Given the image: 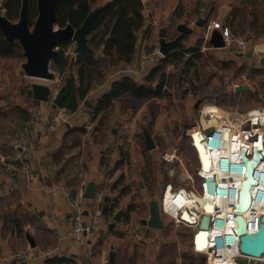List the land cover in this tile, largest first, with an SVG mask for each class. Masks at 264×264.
<instances>
[{
  "label": "rangeland",
  "instance_id": "1",
  "mask_svg": "<svg viewBox=\"0 0 264 264\" xmlns=\"http://www.w3.org/2000/svg\"><path fill=\"white\" fill-rule=\"evenodd\" d=\"M142 1L145 17L144 27L146 28L145 31H148L147 35L145 36V31L138 34L137 51L128 64L124 62H119L117 65L110 64L107 59L101 56V49L94 48L97 64L90 70L88 69L87 72L89 87L85 102L94 106L100 96L108 90L111 83L122 76L127 75L138 83L144 82L146 74L155 67L161 57L157 53L158 32L160 29L166 31L171 22L174 21L171 16L176 7L184 9L185 17L179 21H174L175 26L173 30H168L166 40H173L177 37L178 33L175 32V27L179 24L187 25L193 32L187 40H183V43L193 44L198 39L203 38V53L212 50L215 60L233 61V70L240 66L245 67V73L239 82L240 85L230 83V88L227 86L228 89H225V93L228 101H225V106L207 102L210 97L214 99L218 94L215 93L220 90L208 94L209 97L202 101L205 94L194 98L189 96L181 98V93L177 88H173L172 103L167 99L161 100L155 97L133 98L130 95H123L114 101L109 110L95 120L92 118L93 109L82 102L75 113L65 114L62 123L77 129V131L73 130L75 132H73L71 141H74V146L76 148L78 146L79 150H76L77 153L74 150L73 153L76 155L68 159V162L71 163L69 169L73 165L75 166L74 169L91 168L92 173H94L93 179L98 184L96 187L97 195L95 194L94 200H98L99 203L102 202L103 196H108L110 201H113L117 195H120L118 202L123 212L121 221L115 223H122L121 229L118 232V237H114L113 243L107 245V249L111 247L114 252L117 251V261L114 257L116 264H205L204 257L196 254L193 250L192 234L196 231L195 228L186 225L176 226L172 221L161 217L164 223L163 229L153 230L143 226L139 221L148 218V203L152 200L159 203L167 184H170L174 190L181 186L186 187L189 181L180 179V177H186V174L192 175L194 188L200 191L198 187L200 179L194 175V171L198 168L196 153L191 145V139H188L187 135H183L186 132L185 127L192 125L196 119V110L193 109L196 100L201 99V104L215 105L230 113L232 118L244 115L252 109L260 108L264 106V103L253 99L252 94L258 86V81L264 79V75H258L255 79H247L245 76L248 72L252 74L254 69L263 67H260L257 58L250 57L245 61L239 59L232 48L213 49L212 47H205L208 40H205L203 31L206 27L199 28L195 25L199 19L203 23L207 21L208 24L211 22L224 24L225 18L235 7L239 6L241 0ZM28 4L30 5L29 0ZM197 9L199 15L196 16L194 13ZM246 10L249 11L246 12L248 22L254 20L264 25V1L258 6L247 7ZM232 37L245 39L251 47L256 48L258 56L261 51H264V28L258 36L251 32V28L247 27L244 34L232 35ZM150 50L152 51L150 52ZM24 62L23 57L17 59L0 58V116L4 112L10 114L16 107H20L30 112L31 123L36 128L39 127L40 131L49 134V136H55L59 130H50L47 126L49 124L48 118L45 120V117H49L50 114L55 115L58 112V109H53L51 105L52 100L62 88L61 80L57 78L55 73V80L52 82L28 78L21 69ZM176 69L168 68V71L178 75L180 67ZM217 74L219 77L221 74L226 76L225 83H228V79L231 78L230 68L229 70L220 69L219 72L217 70ZM237 80L231 79V82L234 83ZM33 83L49 87L50 96L47 103L35 101L32 94H28L31 93ZM241 85L246 86L252 94H248L249 96L242 94L234 96V98L233 94H230L234 91L232 87L234 86V89ZM208 86L209 89H214L218 87V82L213 79ZM178 114H182L183 119L179 121L181 125L183 124V129L181 130L182 134L176 136L175 134L172 135V127L175 119L180 117ZM37 122L42 124L38 126ZM1 125L5 129H11L12 134L9 140L12 143L17 135L27 137L29 150L32 146V139L20 126L11 127L9 121H3ZM144 128L148 130L155 144V148L151 151L144 149L142 135ZM60 130L62 134L64 127H61ZM124 153L128 156L127 163H125ZM11 166L13 167V165ZM79 169L77 171L82 173L83 171ZM20 170L21 166L9 168V170L0 169L8 177L6 178L7 181H0V235L2 240H7L8 244H11L13 240V229L16 228L15 220H19L23 224L35 223L28 216L29 205L27 203L22 205L19 202L22 198L21 189L19 187L14 188V185L18 184L19 181L25 182L26 180ZM170 171H173L172 175H170ZM152 180L154 182L151 186ZM128 207H135L136 209L129 213L131 222L129 221L125 225L123 213L124 209L126 210ZM24 211L27 214H24ZM112 223L114 222L112 221ZM18 239L20 242L16 244V247L24 249L27 241H25L23 233L18 235ZM16 247L14 246L11 250V260L26 259L20 255L22 251H16ZM27 250L32 252L31 250L34 249L29 248ZM2 257L0 244V264H7V261L3 260Z\"/></svg>",
  "mask_w": 264,
  "mask_h": 264
},
{
  "label": "trees",
  "instance_id": "2",
  "mask_svg": "<svg viewBox=\"0 0 264 264\" xmlns=\"http://www.w3.org/2000/svg\"><path fill=\"white\" fill-rule=\"evenodd\" d=\"M29 1L28 21L29 25L32 26L37 16V11L35 0ZM101 1L102 0H62L56 12L55 26L62 28L70 24L73 28H78L92 9L97 6H102L88 33L89 46L93 51L94 48H100L101 56L107 59L110 64L117 65L119 62L128 64L132 61L137 51V46L139 44L138 34L146 30L144 27L145 17L143 15V2L142 0H104L100 3ZM263 1L264 0H241L239 6L235 7L225 18V23L222 24V26L227 27L233 36L244 34L247 27L251 28V32L257 34V36L260 35L264 25L254 20L248 22L246 20V12L249 11H247L246 8L258 6L263 3ZM1 4L4 9L3 14L6 18L11 22H16L19 17L21 0H2ZM194 14L196 16L199 15V10L197 9ZM184 17V9H178L176 7L175 10H173L171 16L172 20L179 21ZM174 21L169 25L166 34L169 29L173 30L175 26ZM204 24V27H206L208 25L207 21H205ZM175 32L178 33L177 31ZM144 33H146V36L148 31ZM189 36L190 35H182V42L183 40H187ZM202 45L203 38L198 39L193 44L183 43L181 48L169 52L165 57H160L155 67L150 69L144 77L143 83H138L127 75L114 80L108 90L95 102L92 110V118L94 120L97 119L113 106L116 99L123 95H130L133 98L155 97L161 100L167 99L172 103L173 88H177L181 93V98H186L187 96L194 98L205 94L202 101L206 100V97H209L208 94L220 90L215 93L218 94L214 99L210 97L208 98L209 100L207 99V102H214L216 105L225 106V101H228L225 89H228V87L230 88L231 84L240 85L239 82H241V78L245 73V67L240 66L233 70V61L215 60L214 53L211 52L212 50L208 53H203ZM205 45V47H211L207 41ZM56 49L57 57L50 63V69L57 75V78L61 80L62 84L61 89L63 90V97L59 108L64 109L68 113H75L80 103L83 102L85 104L89 87L87 72L90 68L96 66L97 56L96 54L91 56L84 51H76L75 44L71 40L61 41ZM151 51L152 50H150V52ZM22 57L24 58L18 42L16 40L6 41L0 33V58L17 59ZM179 67L180 70H178V75L168 71V68L179 69ZM229 68L231 71V78L228 79V83H225L226 76L221 74L219 77L217 70L219 72L220 69L229 70ZM263 68L254 69L252 74L248 72L245 77L247 79H255L258 75H264ZM213 79H216L218 82V87L209 89V82ZM231 79H238L239 81L237 80L233 83ZM257 85L253 94L252 92L250 93L249 90L243 92L232 91L230 94H233V97L242 94H252L253 99L264 103V79L259 80ZM233 87L232 90H234ZM28 94L30 95L32 93L29 92ZM181 115L174 121L172 135L175 134L178 136L182 134L181 130L183 129V124L181 125L179 121L183 119ZM1 116L11 117L14 121L22 123H26L31 119L30 112L20 107H16L10 114L4 112ZM188 139H190V137H188ZM11 151L16 153L14 147L11 148ZM22 158H24V156L20 159L14 156L9 160L8 164L19 167L23 160ZM124 158L126 159L125 163H127V154L124 155ZM153 182L152 180L151 186ZM75 195L76 193L73 192L72 196ZM119 196L120 195H118L114 203L111 204L110 214L119 207ZM135 209V207L126 208L123 215L124 223L129 222V213ZM15 226L17 229L15 227L14 229L17 235H21L23 233L22 222L15 220ZM12 264H20V261H15V263ZM42 264H75V262L73 259L65 257H48L44 259Z\"/></svg>",
  "mask_w": 264,
  "mask_h": 264
},
{
  "label": "built area",
  "instance_id": "3",
  "mask_svg": "<svg viewBox=\"0 0 264 264\" xmlns=\"http://www.w3.org/2000/svg\"><path fill=\"white\" fill-rule=\"evenodd\" d=\"M1 1L0 6L4 13ZM213 30L222 34L223 49L232 48L239 59L245 61L252 57L257 58L258 62L264 59V51L258 56L255 47H251L245 39L232 37L229 29L217 22H211L206 26L203 31L205 40H209ZM57 109L58 112L52 115L49 125L52 131L64 121V116L68 113L64 109ZM196 114L195 121L186 128L185 133L190 139L193 135H202L200 144L209 157V169H201L198 163V168L194 171V175L200 179L198 184L200 191L194 188L192 175L188 174L186 177H180L181 180L189 181L186 187L181 186L174 190L167 184L159 202L160 215L176 226H191L195 230L203 215L210 216L207 248L203 251L205 264H239L238 261L241 259L247 260L248 264L252 261L264 264V254L260 258H254L240 252L238 224L235 220L239 215L235 212V207L238 205L241 183L247 179L246 162L253 160L255 153L261 154L264 150V106L232 118L230 113L215 105L200 104ZM13 147L16 150V157L19 159L23 157L28 151L26 137L17 135L13 140ZM252 178L254 184L249 191L251 205L244 214H241L247 233L257 231L260 217L264 214V155L255 165ZM208 179L214 183L213 194L207 192ZM207 195L209 197H206ZM198 198L206 201L204 203L211 206V211H206L198 203ZM85 210L82 196L79 194L70 204L71 234L75 239H83L84 235L90 236L97 231L102 208H96L89 224L84 221ZM183 211L195 218L194 225L181 219ZM20 255L32 257L29 250L20 252Z\"/></svg>",
  "mask_w": 264,
  "mask_h": 264
},
{
  "label": "crops",
  "instance_id": "4",
  "mask_svg": "<svg viewBox=\"0 0 264 264\" xmlns=\"http://www.w3.org/2000/svg\"><path fill=\"white\" fill-rule=\"evenodd\" d=\"M47 118L49 123L47 126H49L52 114L45 117V120ZM3 121H9L11 127L20 126L32 139V146L24 153L20 165V171L26 180L25 182L19 181L18 184L14 185V188L19 187L21 189L22 198L19 202L22 205L26 203L29 205L28 216L35 221L34 224L22 223L23 235L25 232L30 233L36 246L34 250H31L32 257L21 259L20 263L42 264L44 259L48 257H65L73 259L75 264H109L108 254L111 247L107 249V245L113 243L114 237H118L122 223H115L112 230H108V225L112 223L113 220L111 221V219L115 213L122 210L121 206L115 209L109 217L101 216L97 231L92 235H84L83 239H75L71 234L70 204L72 200L79 194L82 196L89 182L95 185V194L97 195L96 187L98 185L97 181L93 179L94 173H92L91 168L74 169L75 166L73 165L69 169L71 163L68 162V159L76 155L73 153L74 150L75 153H77L76 150H79L78 146L77 148L74 146V141H71L73 132L77 131L74 129L76 127H70L67 124H62V122L56 128L57 131L59 130L58 133L55 136H49L31 123L32 118L28 122L22 123L14 121L11 117L0 116V169L3 168V170L4 167L7 170L13 168L14 166L12 167L8 162L12 157H16V153L11 151L13 143L9 140L12 131L1 125ZM37 123L38 126L42 124ZM61 127H64L62 134ZM67 151L68 153H66ZM78 169L83 172H78ZM6 178L8 177L0 171V181L5 182L7 181ZM73 192L76 193L75 196H72ZM105 197L103 196L102 199ZM114 200L110 201V206ZM83 204L86 209L84 221L89 224L96 208H102L104 201L99 203L98 200L83 199ZM23 213L27 214L26 211ZM129 221L131 222V219ZM13 232L14 234L11 232L13 234L11 244H8L6 239L2 240L0 235L2 259L7 261V264L15 263L14 260H11V250L20 242L15 229ZM16 249V251L27 250L29 245L26 242L24 249L18 247ZM117 256V251H115V260Z\"/></svg>",
  "mask_w": 264,
  "mask_h": 264
},
{
  "label": "water",
  "instance_id": "5",
  "mask_svg": "<svg viewBox=\"0 0 264 264\" xmlns=\"http://www.w3.org/2000/svg\"><path fill=\"white\" fill-rule=\"evenodd\" d=\"M62 0H35L37 16L32 24L29 25L28 21V0H21V7L19 17L16 22L9 21L3 14L0 6V33L3 35L6 41L16 40L21 47L22 54L25 62L21 65V69L25 76L31 79L43 80L52 82L55 80V74L50 69V63L57 57V45L61 41L71 40L75 44L76 51H84L91 56L95 55V52L90 48L88 43V33L92 24L97 18L102 6H97L92 9L82 24L78 28H73L70 24L64 27H56V12ZM197 27L203 28L204 23L199 19L196 24ZM178 36L173 40H166L165 29H160L158 32V53L161 57H165L169 52L183 46L182 35H190L193 30L185 24H179L176 27ZM209 45L213 49L224 48V42L222 34L213 30L210 33L208 40ZM259 65L264 67V59L259 61ZM235 92L248 91L246 86H236ZM32 98L35 101L47 103L49 101L50 89L46 85L33 83L31 85ZM63 97V90L60 89L57 96L52 100V108H59ZM201 103V99H197L193 105V109L197 110ZM90 109L93 106L85 102ZM187 128V126L185 127ZM144 139L145 151H151L155 148L153 138L149 134L147 129L142 130ZM186 135L185 133L183 134ZM202 135H193L191 137V145L196 153V158L201 169H207L210 165L209 157L205 153L204 147L200 144ZM264 150L261 154H254L253 160L246 162V180L241 183L239 191L238 205L235 207V212L239 215L235 217L238 224L237 233L239 235V250L241 253L254 258H260L264 254V214L260 217V223L256 232L247 233L245 228V222L241 214H244L251 205L250 188L254 184L252 175L253 169L257 162L262 159ZM173 171H170L172 175ZM207 192L213 194L214 183L211 179L207 180ZM82 198L85 200H94L95 198V185L89 182L82 194ZM104 204L102 206V217L110 216V199L105 197L103 199ZM200 204L201 199H197ZM205 208V207H204ZM148 218L142 219L140 224L143 226L154 229L162 230L164 227L163 220L159 212V203L156 200H152L148 203ZM122 211H118L112 217L113 222L117 223L121 221ZM181 219L185 222L194 225L196 220L194 217L188 215L186 211L181 214ZM209 215H203L198 223L197 229L193 234L192 245L194 252L204 257L203 251L207 248V230L209 227ZM110 223L108 230H112L115 225ZM102 233V232H100ZM25 240L27 241L30 249H35V242L30 233H24ZM209 250V249H208ZM115 252L110 249L108 254V263L114 264ZM239 264H248L247 260L241 259ZM20 264H25L21 262ZM249 264H258L257 261H252Z\"/></svg>",
  "mask_w": 264,
  "mask_h": 264
},
{
  "label": "bare ground",
  "instance_id": "6",
  "mask_svg": "<svg viewBox=\"0 0 264 264\" xmlns=\"http://www.w3.org/2000/svg\"><path fill=\"white\" fill-rule=\"evenodd\" d=\"M209 169V165H208V168L207 169H205V170H208ZM203 172H205V171H203ZM206 197H209V195H207ZM204 202H206V201H203V200H201L200 201V204H201V206L206 210V211H211V206L210 205H208V204H205ZM187 225H189V224H187Z\"/></svg>",
  "mask_w": 264,
  "mask_h": 264
}]
</instances>
